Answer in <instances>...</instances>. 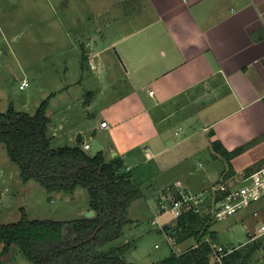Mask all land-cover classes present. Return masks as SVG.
<instances>
[{
    "label": "crops",
    "instance_id": "1",
    "mask_svg": "<svg viewBox=\"0 0 264 264\" xmlns=\"http://www.w3.org/2000/svg\"><path fill=\"white\" fill-rule=\"evenodd\" d=\"M52 1L53 8L64 9V22L70 24L64 35L83 40L81 54L90 61L99 57L100 68L92 64L100 77L105 52L125 42L116 48L124 74L113 86L125 88L105 109L108 118L101 123L107 121L106 127H96L86 138L82 131L77 134L83 144L95 138L107 160L122 157L132 174L135 165H153L154 175L172 179L168 183L180 181L194 192L216 185L218 161L228 164L213 152V141L230 151L245 146L231 160L244 178L248 170L264 165V0ZM110 9L116 10L113 16ZM96 131L108 133L99 137ZM256 148L259 154L247 160ZM193 160L200 166L206 160L203 181L209 184L200 190L187 180ZM241 160L245 163L237 168ZM180 167L189 171L176 170ZM241 220L249 241L218 245L243 249L254 242L259 247L248 251L255 256L264 249L258 240L264 234V198Z\"/></svg>",
    "mask_w": 264,
    "mask_h": 264
},
{
    "label": "rangeland",
    "instance_id": "2",
    "mask_svg": "<svg viewBox=\"0 0 264 264\" xmlns=\"http://www.w3.org/2000/svg\"><path fill=\"white\" fill-rule=\"evenodd\" d=\"M52 5V0H0V111H6L12 105L17 110L34 115L47 101V114L51 118V146L57 148L75 146L80 131L83 138L93 135L96 127H102L101 120L108 118L109 113L105 109L125 88L121 85L113 87L116 78L124 74L122 69L125 70V65L116 48L124 47L125 42L105 52V71L100 77L99 69L94 70L95 66H99V57H92L90 61L85 54H81L84 41L72 40L67 37L68 34L64 35L65 27L70 25L64 22V9L53 8ZM110 10V16H113L116 10ZM66 15L71 17V14ZM25 79L29 85L21 89ZM107 133L98 131L96 135L103 137ZM260 151L256 148L249 152L247 160ZM143 155L144 152H140L141 160L145 159ZM222 161L215 165L216 184L221 181L222 171L225 175L222 181L229 179L236 185L242 184L243 175L231 162L225 165ZM205 162L200 166L193 160L191 174L184 167L176 170L187 172L189 185L200 190L209 184L208 180L203 181L204 170L207 169ZM241 162L245 163L243 160L237 162V168L241 167ZM133 170L142 196L129 206V217L133 222L126 225L123 234L113 242L119 246L127 244L124 258L137 264H153L173 251L179 253L197 244L198 238L191 237L181 243L174 241V245L160 230V225L153 222L159 213L156 197L165 185L172 184L168 183L172 179L161 174L154 175L155 166L145 163L135 165ZM88 208L89 193L86 188H79L73 194L49 192L37 180H24L21 167L11 160L4 143L0 142V224L19 222L24 214L29 219L73 220L84 215ZM249 209L250 206L224 218L212 219L203 238H209L215 245L247 243L249 231L241 218ZM159 221L166 225V230L174 232L176 219L171 215L162 216ZM261 223L258 221L255 227L258 228ZM260 239L264 243V234ZM254 244L252 242L250 246L259 247ZM0 264L33 263L17 246L3 252L0 245ZM245 264H264V249L251 256Z\"/></svg>",
    "mask_w": 264,
    "mask_h": 264
},
{
    "label": "trees",
    "instance_id": "3",
    "mask_svg": "<svg viewBox=\"0 0 264 264\" xmlns=\"http://www.w3.org/2000/svg\"><path fill=\"white\" fill-rule=\"evenodd\" d=\"M41 105L34 115L12 105L0 111V142L11 160L21 167L24 180H37L49 192L73 194L79 188H86L89 210H94L95 215L60 221L29 219L24 214L19 222L0 224L3 252L17 246L33 264H137L124 258L127 244L113 243L123 234L124 227L133 222L129 206L142 196L132 171L118 155L110 160L102 150L92 155L84 149L81 136L75 146L53 148L47 101ZM211 146L227 162L245 150L242 146L230 151L218 140ZM253 171L248 170L246 176ZM211 220L193 210L184 212L176 220L173 235L178 243L191 237L198 238V243L179 253L173 251L153 264H245L252 246L234 249L222 262L216 259L211 246L214 242L203 238ZM95 233V238L80 244Z\"/></svg>",
    "mask_w": 264,
    "mask_h": 264
},
{
    "label": "built area",
    "instance_id": "4",
    "mask_svg": "<svg viewBox=\"0 0 264 264\" xmlns=\"http://www.w3.org/2000/svg\"><path fill=\"white\" fill-rule=\"evenodd\" d=\"M28 85L29 82L23 80L20 88L25 89ZM107 124V121H103L101 126L106 127ZM84 149L90 150L91 143H84ZM156 198L159 213L153 222L160 225V230L166 233L169 242L174 244L176 237L173 232L165 229L166 225L160 223V217L171 215L172 218L177 220L184 212L193 210L195 213L207 215L214 220L235 214V212L237 213L254 203L256 204L264 198V165L245 177L242 184L239 185H236L233 181H222L196 194L179 181L164 187ZM260 231L264 233V225L261 226ZM205 241L211 243L209 238H205ZM211 244L215 257L219 262H222L223 257L236 249L235 247Z\"/></svg>",
    "mask_w": 264,
    "mask_h": 264
},
{
    "label": "water",
    "instance_id": "5",
    "mask_svg": "<svg viewBox=\"0 0 264 264\" xmlns=\"http://www.w3.org/2000/svg\"><path fill=\"white\" fill-rule=\"evenodd\" d=\"M102 147H103L102 144L97 139L93 138L92 142H91V154L94 155L96 152L100 151L102 149ZM94 215H95L94 210H88L84 213V216H86V217H93ZM65 232H67V228H65ZM95 237H96V233L94 235H92V237L80 242V244L86 243Z\"/></svg>",
    "mask_w": 264,
    "mask_h": 264
}]
</instances>
